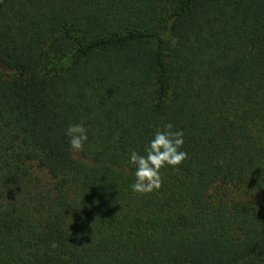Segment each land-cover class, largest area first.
Wrapping results in <instances>:
<instances>
[{
	"label": "trees",
	"instance_id": "1",
	"mask_svg": "<svg viewBox=\"0 0 264 264\" xmlns=\"http://www.w3.org/2000/svg\"><path fill=\"white\" fill-rule=\"evenodd\" d=\"M0 264H264V0H0Z\"/></svg>",
	"mask_w": 264,
	"mask_h": 264
},
{
	"label": "clouds",
	"instance_id": "2",
	"mask_svg": "<svg viewBox=\"0 0 264 264\" xmlns=\"http://www.w3.org/2000/svg\"><path fill=\"white\" fill-rule=\"evenodd\" d=\"M66 135L73 152L83 151L88 139L83 124H70ZM183 144V131L174 130L171 123H165L162 128L155 130L153 138L145 146L144 155L132 151L130 163L135 166V183L131 185L132 191L140 195L159 191L163 183L161 170L171 167L178 171L179 166L188 159V154L181 150ZM52 247H57V244L53 242Z\"/></svg>",
	"mask_w": 264,
	"mask_h": 264
}]
</instances>
